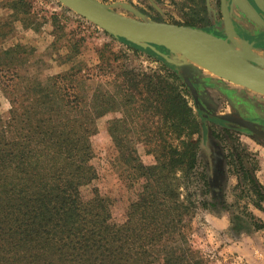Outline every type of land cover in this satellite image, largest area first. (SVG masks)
I'll return each instance as SVG.
<instances>
[{"label": "rangeland", "instance_id": "rangeland-1", "mask_svg": "<svg viewBox=\"0 0 264 264\" xmlns=\"http://www.w3.org/2000/svg\"><path fill=\"white\" fill-rule=\"evenodd\" d=\"M24 1L28 5L15 9L0 0V131L6 139L25 142L33 110L42 123H87L98 177L83 187V197L90 199L99 188L112 199L113 221L121 224L146 182L131 179L125 155L135 149L145 164L155 163L142 140L164 115L141 112L144 104L136 97L126 103L116 74L161 75L187 98L200 123L198 170L182 185V199L191 194L197 206L187 219V241L206 264H264V196L253 191L255 183L264 186V94L211 72L176 48L144 47L115 36L59 0ZM98 1L129 17L195 24L264 68V0L261 6L257 0ZM186 78L197 87L198 100ZM96 89L101 99L95 114L86 104ZM60 92L72 95L61 100ZM113 123L122 147L113 141Z\"/></svg>", "mask_w": 264, "mask_h": 264}, {"label": "trees", "instance_id": "trees-1", "mask_svg": "<svg viewBox=\"0 0 264 264\" xmlns=\"http://www.w3.org/2000/svg\"><path fill=\"white\" fill-rule=\"evenodd\" d=\"M8 3L15 9L28 5L24 0ZM120 77L126 103L136 97L144 104L141 112L164 115L142 140L151 146L155 163L145 164L135 149L125 155L131 179L146 181L126 221H113L112 199L99 188H93L90 199L83 197V187L98 177L88 124L38 122L33 110L25 142L7 140L0 131V264H206L186 239L187 219L197 206L191 194L181 197L182 185L190 183L199 166V120L182 92L161 75L123 70L116 74ZM72 94L81 104V94ZM72 94L60 92L59 98ZM100 96L96 89L86 104L95 114ZM115 128L113 123V141L122 147ZM253 191L264 196L260 184Z\"/></svg>", "mask_w": 264, "mask_h": 264}, {"label": "water", "instance_id": "water-1", "mask_svg": "<svg viewBox=\"0 0 264 264\" xmlns=\"http://www.w3.org/2000/svg\"><path fill=\"white\" fill-rule=\"evenodd\" d=\"M65 6L113 33L141 46L152 45L176 48L186 52L211 72L236 84L264 94V68L248 61L230 45L224 50L209 43L215 37L192 26L153 21L122 15L98 0H59ZM261 6V1L257 0ZM186 82L196 100L198 91L190 78Z\"/></svg>", "mask_w": 264, "mask_h": 264}, {"label": "bare ground", "instance_id": "bare-ground-1", "mask_svg": "<svg viewBox=\"0 0 264 264\" xmlns=\"http://www.w3.org/2000/svg\"><path fill=\"white\" fill-rule=\"evenodd\" d=\"M209 43L212 44V45H214V46H217L218 48H220L222 50H224L225 48L228 47V43L225 40L218 39V38L211 39V41H209Z\"/></svg>", "mask_w": 264, "mask_h": 264}, {"label": "flooded vegetation", "instance_id": "flooded-vegetation-1", "mask_svg": "<svg viewBox=\"0 0 264 264\" xmlns=\"http://www.w3.org/2000/svg\"><path fill=\"white\" fill-rule=\"evenodd\" d=\"M176 24H179V23H176ZM181 25H183V24H181ZM194 26H195V24H194ZM194 26H192V27H194ZM264 46V45H263ZM262 47V46H261ZM193 83V82H192ZM194 84V83H193ZM195 85V84H194ZM196 87V86H195ZM197 88V87H196ZM198 91V90H197ZM227 132H230V133H232L231 131H230V129L228 128V130H226Z\"/></svg>", "mask_w": 264, "mask_h": 264}]
</instances>
